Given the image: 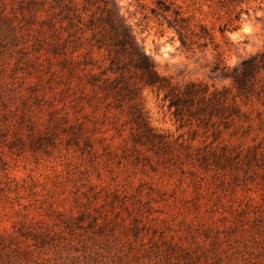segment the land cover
I'll list each match as a JSON object with an SVG mask.
<instances>
[{
    "label": "rangeland",
    "instance_id": "1",
    "mask_svg": "<svg viewBox=\"0 0 264 264\" xmlns=\"http://www.w3.org/2000/svg\"><path fill=\"white\" fill-rule=\"evenodd\" d=\"M115 1L174 81L231 86L226 74L264 51V0ZM34 5L0 0V264H264V93L250 126L214 141L145 89L150 123L172 145H141L126 115L69 79L61 29L48 25L58 19ZM222 145L224 166L200 165L198 151Z\"/></svg>",
    "mask_w": 264,
    "mask_h": 264
},
{
    "label": "trees",
    "instance_id": "2",
    "mask_svg": "<svg viewBox=\"0 0 264 264\" xmlns=\"http://www.w3.org/2000/svg\"><path fill=\"white\" fill-rule=\"evenodd\" d=\"M32 1L35 13L41 12L48 2L58 19L57 22L49 20L48 25L54 32L61 29L54 48L63 54L60 63L69 79L78 80L77 86L85 80L95 95L106 102L108 109L126 115L131 129L136 130L133 136L137 143L150 144L158 150L172 145V141L150 123L143 104L145 89L162 95L181 126L191 125L195 120L197 127L205 132L211 130L214 141L219 140L224 131L232 133L252 122L248 106L254 104V98L260 100L264 93V51L242 60L226 74L232 80L231 86L217 88L201 80L178 82L158 71L154 60L137 42L120 14L115 0ZM174 14L171 24L182 44L187 45L189 28L184 23L185 18L176 11ZM62 32H66V36ZM194 132L196 129H192ZM228 150L226 145L219 149L206 150L205 147L196 156L205 168L211 158L216 165L224 166V161L231 158ZM186 154L190 156L191 151Z\"/></svg>",
    "mask_w": 264,
    "mask_h": 264
}]
</instances>
